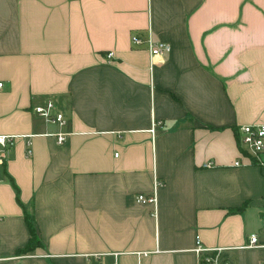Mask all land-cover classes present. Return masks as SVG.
I'll list each match as a JSON object with an SVG mask.
<instances>
[{"label": "crops", "instance_id": "1", "mask_svg": "<svg viewBox=\"0 0 264 264\" xmlns=\"http://www.w3.org/2000/svg\"><path fill=\"white\" fill-rule=\"evenodd\" d=\"M147 30L162 58L132 46ZM0 81V264H196V235L264 263L240 248L263 169L232 165L264 123V0H0ZM47 98L66 125L32 110Z\"/></svg>", "mask_w": 264, "mask_h": 264}, {"label": "built area", "instance_id": "2", "mask_svg": "<svg viewBox=\"0 0 264 264\" xmlns=\"http://www.w3.org/2000/svg\"><path fill=\"white\" fill-rule=\"evenodd\" d=\"M132 46L144 47L149 51L150 58L153 57H163L170 51V46L168 43L157 40L154 38L153 34L147 30L146 35L132 34L131 36ZM111 53L108 54V57ZM3 87V82L0 81V89ZM34 112L39 116L43 117L46 121L52 124H58L59 126H64L67 123V119L64 113L56 109L54 99L47 98L43 103L33 107ZM158 126V122H153L150 133H153ZM237 146L240 148L241 155L232 161L233 166H244L253 165L257 168L263 169L264 174V123L257 122V124H243L237 130ZM58 143L65 141L68 133L66 132H56L54 133ZM25 137V136H22ZM15 136L2 135L0 134V164L6 161L8 151L14 145ZM27 140V139H26ZM26 154L30 155V141H26ZM117 155V153H115ZM160 182L156 181V186ZM156 197L146 196L140 194L137 196V201L144 202L148 201L155 203ZM260 233L262 238H259V234L251 233L249 235V240L245 245L240 248H261L264 247V217L261 221ZM196 255V264H231L226 256V252L230 248H225L222 246L218 247H208L205 246L199 235H196L194 246L192 248ZM117 254V253H116ZM115 254V256H116ZM111 264H118V262L113 261ZM264 264V263H262Z\"/></svg>", "mask_w": 264, "mask_h": 264}, {"label": "trees", "instance_id": "3", "mask_svg": "<svg viewBox=\"0 0 264 264\" xmlns=\"http://www.w3.org/2000/svg\"><path fill=\"white\" fill-rule=\"evenodd\" d=\"M243 208L244 207H240V208H237L236 210H242ZM28 223H29V227H30L31 233H32V239H31V241H34L36 243L37 241H36L35 229H34V227H32V224H31L30 221Z\"/></svg>", "mask_w": 264, "mask_h": 264}]
</instances>
